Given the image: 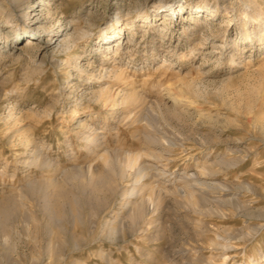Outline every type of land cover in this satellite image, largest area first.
I'll use <instances>...</instances> for the list:
<instances>
[{"label":"rangeland","instance_id":"1","mask_svg":"<svg viewBox=\"0 0 264 264\" xmlns=\"http://www.w3.org/2000/svg\"><path fill=\"white\" fill-rule=\"evenodd\" d=\"M23 1L36 24L0 0V264H264V40L239 35L264 39V0ZM161 1L184 10L137 17ZM246 9L258 22L243 24ZM121 26L129 47L115 53ZM74 28L87 33L56 46ZM104 152L140 154L145 170L94 191ZM135 180L154 199L140 218L123 194Z\"/></svg>","mask_w":264,"mask_h":264},{"label":"bare ground","instance_id":"2","mask_svg":"<svg viewBox=\"0 0 264 264\" xmlns=\"http://www.w3.org/2000/svg\"><path fill=\"white\" fill-rule=\"evenodd\" d=\"M15 1V3H18L19 5L20 4H22V3H25V4H27L28 5V11H27V13H26V15L24 16V20H25V22H28L29 21V23H33V24H36L37 22H39L40 21V17L38 16V15H36V13L35 12H30L29 11V8H30V2L28 1V2H24L23 0H14ZM154 9H153V11H148V10H142V11H140L138 14H137V17L141 20V21H156V20H153L152 19V16L153 17H157L158 15H160V13H162L164 10H166L165 12V15H166V19L168 20L169 18H168V14H170L169 13V11L171 10V14H173L172 16H171V18H174L175 16L176 17H178V13L181 11V9H183L184 10V5L182 4V3H180L177 7H174V3H171V2H164V1H161L160 3H158V4H155L154 5V7H153ZM179 8V10L177 11V13H175V11L177 10ZM208 12H209V14L210 15H212V18H214L216 15H217V8H209V7H207V9H206ZM193 11V13L195 12V13H200L201 12V10H198V8H195V9H193L192 10ZM243 16H244V22H243V24L244 25H248V23H251V25L253 24V23H255V22H258V19H260L261 18V14L260 13H257V15H254V14H252V11H248V9H246V10H244L243 12ZM131 18H133V17H131ZM151 18V19H150ZM234 20H237V19H235L234 17H233V15H231V16H228L227 17V23H226V25H228V24H232L233 23V21ZM198 23V22H197ZM167 24H170V22H166L165 23V25H167ZM126 25H128V24H126ZM197 25V24H196ZM196 25L193 27V30L194 29H196L197 27H196ZM199 26V28H202V30H204L205 28H208L206 31H207V33H204V39L206 38V37H208L209 35H210V33H211V30H212V28L211 27H209V25H206V23H204V22H202V23H199L198 24ZM12 26H13V24H12ZM37 28H39V29H41L40 31H42V29L44 28V24H37ZM72 28V27H71ZM124 30V28H123V26H121V27H116V33L118 34V36H117V41H118V45H117V47H116V49H115V53H120V52H123V51H125L129 46H127L128 45V43H127V41H126V35L124 34V35H120V33H122V31ZM17 33H18V31H17ZM20 33V32H19ZM76 33H78V34H76ZM86 31H84V29L83 28H81V29H79V30H76V28H74V30H72V31H69V29H63V31L60 33V34H58L57 35V38H56V40L57 41H59V39H60V41H59V43L56 45V46H63V45H68V43L72 40V39H76V37L77 38H79V39H82L85 35H86ZM252 33H254V31H252V30H249L248 28H246L245 26L243 27V31L242 32H240L239 33V35H241L240 37H241V41L240 42H242V44H244V45H246V43H255L257 40H259V41H261V40H264L263 38H258V39H255V37H256V33H255V35H253ZM261 33V32H260ZM260 33H258V34H260ZM35 34H38V39L40 40V43H43L44 42V39H46V38H48L49 40L51 39V36H50V34L49 33H47V32H45V33H41L40 32V34L37 32V33H35ZM103 36H102V43H100L99 42V47L96 49V50H102V52L104 53V58H105V60H107V58H108V52L110 53V52H112V50L114 49V46L112 47V42H113V40H112V38H114V36H112V34H111V32H110V30L108 29V28H105L104 30H103ZM262 34V33H261ZM77 35V36H76ZM264 35V34H263ZM41 36V37H40ZM79 36V37H78ZM223 37V36H222ZM32 39L34 38V37H31ZM225 38V37H224ZM20 39V38H19ZM18 39V40H19ZM32 43V42H31ZM33 44V43H32ZM35 44V43H34ZM37 44V43H36ZM42 45V44H41ZM46 48V47H45ZM44 47L42 48L41 47V50L40 51H42L43 49H45ZM68 48V47H67ZM103 48V49H102ZM105 51L107 52V53H105ZM196 51V50H195ZM56 52V51H55ZM211 52V51H210ZM106 76V75H105ZM119 76V75H118ZM123 76V75H122ZM107 89V88H106ZM106 92H107V90H106ZM112 94V93H111ZM125 97V96H124ZM108 95H107V97L102 101V103H103V107H107V105H108ZM113 99V98H112ZM120 101V100H119ZM110 102H111V100H110ZM123 102V101H122ZM128 102H130V101H128ZM121 103V102H120ZM123 104V103H122ZM116 105H114V109L116 108L115 107ZM87 109V108H86ZM88 110H90L89 108H88ZM86 111V110H85ZM82 112V111H81ZM94 114V113H93ZM100 117V116H99ZM98 117V118H99ZM93 118V117H92ZM75 124H76V128H79L80 129V127L81 126H83V124H84V121L83 120H81V119H78V120H76L75 121ZM85 127V126H84ZM86 127H87V125H86ZM94 128V127H93ZM78 132V131H77ZM81 132V131H80ZM91 134H92V132H91ZM83 135V134H82ZM27 137V136H26ZM25 137V138H26ZM95 138H96V136H95ZM96 140V139H95ZM26 141H27V145H32L33 144V142L31 143V139L29 138V137H27L26 138ZM37 145V144H36ZM35 147V146H34ZM44 149V148H43ZM31 151H33V154H36L37 155V151L38 150H36V149H33V150H31ZM40 151H41V148H40ZM107 152V151H106ZM106 152H104V153H101V154H98V156H99V158L102 160V164H103V171L101 172V174H98V173H96L91 167L88 169L89 170V172L91 173L90 174V177H89V184L92 186V189L94 190V191H97V190H104V189H107V190H114L115 189V191H120V187L116 190V187H117V182H119L118 181V179L121 181L122 179H124L125 177H126V174H127V172H129L128 170H131L132 172H136V171H144L145 169H143V160H142V158H141V155L140 154H130V153H128V154H123V155H125L123 158H120L119 156V154H117V155H115V156H113L112 154H109V153H106ZM32 153V152H31ZM40 153H42V151L40 152ZM144 156L146 155V154H143ZM149 155H150V153H149ZM151 155H153V154H151ZM41 156V155H40ZM146 157V156H145ZM147 157H148V155H147ZM150 157V156H149ZM35 158H36V156H35ZM46 158H47V156H46ZM38 159V158H37ZM151 159V158H150ZM34 160H36V159H34ZM48 160V159H47ZM38 161H40V165L41 164H43V166L44 165H46V164H50L49 163V161L47 162L46 160H44V159H42L41 157H40V160L38 159ZM145 163V162H144ZM37 164H38V162H37ZM39 165V164H38ZM51 165V164H50ZM93 166V165H92ZM101 167V166H100ZM100 167H99V169H100ZM94 168V167H93ZM78 169V168H77ZM96 169H97V167H96ZM133 169H135L134 171H133ZM208 169V168H207ZM212 169H214V168H212ZM79 170V169H78ZM88 170H87V173H88ZM201 171V170H200ZM199 171V172H200ZM69 172V171H68ZM211 172H213V171H209V170H203V171H201V174L203 175V176H205L206 174H209V173H211ZM74 173V172H73ZM141 173V172H140ZM70 174V173H69ZM129 174V173H128ZM139 174V173H138ZM144 174H145V172H144ZM201 174H200V176H201ZM205 174V175H204ZM134 175V174H133ZM137 175V174H136ZM192 175V174H191ZM211 175V174H210ZM79 176H82V178H83V175L82 174H80V172H78V173H75V174H72L71 175V177L72 178H78ZM87 176V175H86ZM88 176H89V174H88ZM130 176H131V173H130ZM128 177H129V175H128ZM127 177V178H128ZM190 177V176H189ZM189 177H188V179H189ZM202 177V176H201ZM68 178H69V176H68ZM85 178V177H84ZM87 178V177H86ZM136 178V177H135ZM56 179V178H55ZM67 179V178H66ZM66 179H65V181H66ZM139 179V178H138ZM191 179V178H190ZM77 180V179H76ZM124 181V180H123ZM139 180H135V182L133 183L134 185L132 186V188L130 187V192L128 191V189H126V190H124L123 191V194L126 196L125 198L127 199L126 200V204H130V203H132V212L130 213V217L131 218H135V217H139L140 218V216L144 213V212H146V210H148V208H150L149 207V205H151L152 206V204H153V202H154V199L149 195H147V197H145V196H143V195H141L140 194V191L142 190L141 188H139V187H137V185L138 184H136L137 182H138ZM203 181H205V179L203 180ZM49 182V181H48ZM52 182V181H51ZM77 182H79V180H77ZM36 183V182H35ZM197 183V182H196ZM199 183V182H198ZM119 184L121 185V183L119 182ZM123 184V183H122ZM125 184V183H124ZM129 184V183H128ZM200 184H202V181L200 180ZM34 185V184H33ZM42 185V184H41ZM52 185V184H51ZM85 185V184H84ZM197 185V184H196ZM192 186H194L193 184H191V183H188L187 182V185L185 186V190L187 189V192H186V194H187V198H189V200L191 201V203H193L195 206L197 205V199H196V197H197V195H196V197H195V192H194V190H195V188H194V190H193V188H192ZM207 186V185H206ZM33 187V186H32ZM81 187H82V185H81ZM87 187V186H86ZM57 188H59V187H57ZM200 188V187H199ZM45 189V188H44ZM55 189V188H54ZM91 189V190H92ZM125 189V188H124ZM165 189V188H164ZM174 189V188H173ZM145 190V189H144ZM143 190V191H144ZM184 190V191H185ZM155 191V190H154ZM153 191V192H154ZM166 191V190H165ZM174 191V190H173ZM58 192H59V189H58ZM109 194H110V192H108ZM115 192H113V194H114ZM122 193V192H121ZM146 193H148V192H146ZM152 193V192H151ZM62 194V193H61ZM106 194V193H105ZM104 194V195H105ZM108 194V195H109ZM100 195V194H99ZM107 195V194H106ZM130 195V196H129ZM145 195V194H144ZM185 195V194H184ZM58 196H61V195H58ZM65 196V195H64ZM131 196H135L134 198V200H132V198H131ZM158 201L161 199V195L160 194H158ZM96 198V197H95ZM185 198V196L183 197V199ZM48 199V198H47ZM90 199V198H89ZM105 199V198H104ZM111 199V198H110ZM94 200V199H93ZM198 200H200V199H198ZM90 202H91V200H89ZM95 201V200H94ZM97 201H98V199H97ZM96 201V202H97ZM102 201V200H101ZM185 201H186V199H185ZM190 201H189V203H190ZM75 202V201H74ZM93 202V201H92ZM124 203V202H123ZM189 203H187V204H189ZM98 204H99V201H98ZM97 205V204H96ZM96 205H94V206H96ZM48 206V205H47ZM198 206V205H197ZM197 206L196 207H194V208H197ZM202 207V206H201ZM200 208V207H199ZM198 209V208H197ZM149 211H150V209H149ZM149 211H147L148 212V214H150L149 213ZM151 212V211H150ZM129 217V218H130ZM130 218V219H131ZM143 218V217H142ZM126 220V219H125ZM146 220V219H145ZM139 221V220H138ZM135 222V221H134ZM126 229V228H125ZM111 233H116V231H117V229L115 228V227H112L111 229ZM252 232V231H251ZM249 234V233H248ZM214 244H215V242H214ZM217 244V243H216Z\"/></svg>","mask_w":264,"mask_h":264}]
</instances>
